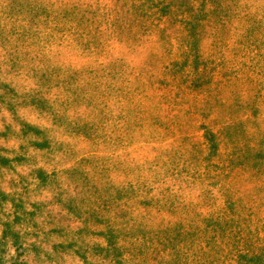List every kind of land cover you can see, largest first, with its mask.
<instances>
[{"label":"rangeland","instance_id":"374dc122","mask_svg":"<svg viewBox=\"0 0 264 264\" xmlns=\"http://www.w3.org/2000/svg\"><path fill=\"white\" fill-rule=\"evenodd\" d=\"M187 1L0 0V264H264V0ZM139 142L131 223L92 158Z\"/></svg>","mask_w":264,"mask_h":264},{"label":"trees","instance_id":"16d2710c","mask_svg":"<svg viewBox=\"0 0 264 264\" xmlns=\"http://www.w3.org/2000/svg\"><path fill=\"white\" fill-rule=\"evenodd\" d=\"M164 1L166 2V5L154 6L155 8L159 9V12L162 14V16L164 15V13H162L161 11L168 10L172 3L174 5L172 6V9H170V11L168 13H171L172 10L175 9V7L178 4H179L180 9L185 10L184 12H193L194 13L195 6L193 4H191V2H188L187 0H164ZM206 1L207 0H204L203 2L206 4ZM165 2H163L162 4H164ZM201 7L204 9L206 8V6L204 4ZM136 16H139V15L136 14ZM139 24H140V27L144 31L148 30L147 26L143 25L140 22H139ZM253 115H254V113L252 114V116ZM247 119H249V118H247ZM248 122H251V120L249 119V120L243 122L241 125H237V126H236V124H226V126L222 127V131L228 133L230 136L238 135L239 132L241 131L240 129H246L245 125ZM210 137H211L210 140L214 141V135L211 134ZM138 144H140V145H138ZM145 144H147V145H142V142L136 143L135 145H137V147L134 150L120 154V155H117V156H114V157L92 158V160H95L96 162L102 163L103 168H105L107 171H109L111 168L112 173L118 172L121 179L127 180L125 182L116 181L113 183V184H119L115 188V190H117V192H118V193L117 192L114 193V196H116V199H112L111 195H107L108 189L104 190L102 187H100L99 198H101L103 200L102 201L99 200V201L102 202L103 208H106V209H110L111 205L109 203L114 201L116 204L114 206V209L119 211V207L123 206L126 203H123V202L119 203L118 197H121V196L123 197V192L126 193V194H124L125 195L124 197L128 198V200L126 202H128L129 200H131V202L127 203L124 206L129 207L130 212L123 213V211H120V213L123 217L128 215V218H129L131 223H134L133 222L134 217L138 216L137 213H140L139 210H142V212L144 214H147L146 206L155 207V200H154V197L152 196V194L155 191L161 190L163 185H164V182H162V183L155 182V183H152V184L147 185V186H146V184L140 185L139 182L136 183L135 180L133 179L134 178V172H139L140 170H142L143 166L155 164L157 161V157H155L154 154L157 151H159L160 146L156 145L155 143H151V142H148V143L145 142ZM212 149L216 150L217 149L216 145H212ZM251 153H252L251 149L249 148L247 151L242 153V155L240 156V158L238 160L240 162H243V164H245L246 162L252 161L253 157H252ZM138 154H139V156H138ZM131 156H132V158H134L133 162L127 163V161H124V163H126V166L121 171V166H123V164H124L123 159L126 157H131ZM263 157H264V149L262 150V154L260 156H258V159L263 160ZM168 166L174 167V165L172 163L168 164ZM227 166L232 168V165H230V164ZM174 168H176V167H174ZM181 168H183V167H181ZM175 170H179V173L183 171L182 169H175ZM150 172H147V173L143 172V175L145 177H147V175L150 174ZM141 178H142L141 176L137 177V179H141ZM40 179L44 182L47 179V177L41 176ZM129 179H131V180H129ZM132 189H134L136 193L128 195L127 192L132 191ZM119 191H122V193H119ZM145 194L151 195L152 197H150V196L144 197L143 195H145ZM7 198H9V197H7ZM115 214L118 216L117 213H115ZM173 214H176V213H173ZM110 215H111V212H110ZM149 216L150 215H148L145 218L148 219ZM111 217L116 219L115 215H113ZM1 225L5 226L7 228L10 226L9 224H5V222L2 223ZM137 230L138 229L135 230V234H136ZM3 233L5 234L6 231L4 230Z\"/></svg>","mask_w":264,"mask_h":264}]
</instances>
